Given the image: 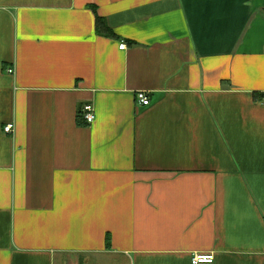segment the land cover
I'll use <instances>...</instances> for the list:
<instances>
[{"label": "crops", "instance_id": "0c3cea01", "mask_svg": "<svg viewBox=\"0 0 264 264\" xmlns=\"http://www.w3.org/2000/svg\"><path fill=\"white\" fill-rule=\"evenodd\" d=\"M199 255L264 264V0H0V264Z\"/></svg>", "mask_w": 264, "mask_h": 264}, {"label": "built area", "instance_id": "2783aa9c", "mask_svg": "<svg viewBox=\"0 0 264 264\" xmlns=\"http://www.w3.org/2000/svg\"><path fill=\"white\" fill-rule=\"evenodd\" d=\"M128 48L126 43H122L120 45V49L121 50H126ZM8 73L13 74L14 70H8ZM138 102L140 106H149L151 104V99L150 97L147 95L146 92H141L138 94ZM80 116L81 119L83 120V123L87 126L92 125L95 120H96V111H95V107L93 106V104L88 103L86 105H84L82 107V109L80 110ZM14 131V124H10L7 125L4 128V132L6 134H12ZM214 256L212 255H199V256H195L193 258V264H212L214 263Z\"/></svg>", "mask_w": 264, "mask_h": 264}, {"label": "trees", "instance_id": "16d2710c", "mask_svg": "<svg viewBox=\"0 0 264 264\" xmlns=\"http://www.w3.org/2000/svg\"><path fill=\"white\" fill-rule=\"evenodd\" d=\"M97 33L101 36H105V37H109L113 39L118 38L117 35L113 33V31L108 27L107 23L99 17H97ZM109 243H110V238L108 237L107 238V248L110 247Z\"/></svg>", "mask_w": 264, "mask_h": 264}]
</instances>
